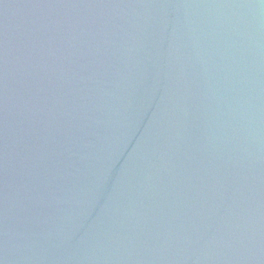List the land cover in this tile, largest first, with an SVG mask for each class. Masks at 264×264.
Instances as JSON below:
<instances>
[{"label":"water","instance_id":"water-1","mask_svg":"<svg viewBox=\"0 0 264 264\" xmlns=\"http://www.w3.org/2000/svg\"><path fill=\"white\" fill-rule=\"evenodd\" d=\"M0 264H264V0H0Z\"/></svg>","mask_w":264,"mask_h":264}]
</instances>
